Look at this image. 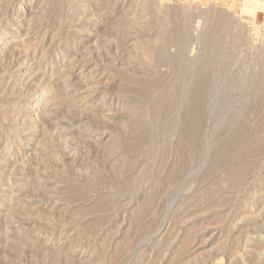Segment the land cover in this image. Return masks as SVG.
Listing matches in <instances>:
<instances>
[{"label": "rangeland", "instance_id": "obj_1", "mask_svg": "<svg viewBox=\"0 0 264 264\" xmlns=\"http://www.w3.org/2000/svg\"><path fill=\"white\" fill-rule=\"evenodd\" d=\"M0 264H264V0H0Z\"/></svg>", "mask_w": 264, "mask_h": 264}]
</instances>
